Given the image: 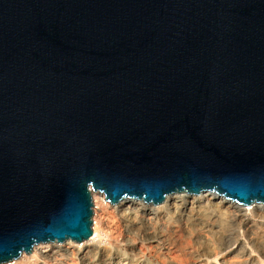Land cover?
Segmentation results:
<instances>
[{"label":"water","instance_id":"obj_1","mask_svg":"<svg viewBox=\"0 0 264 264\" xmlns=\"http://www.w3.org/2000/svg\"><path fill=\"white\" fill-rule=\"evenodd\" d=\"M93 191L264 203V0H0V264Z\"/></svg>","mask_w":264,"mask_h":264},{"label":"bare ground","instance_id":"obj_2","mask_svg":"<svg viewBox=\"0 0 264 264\" xmlns=\"http://www.w3.org/2000/svg\"><path fill=\"white\" fill-rule=\"evenodd\" d=\"M217 195L210 191L195 196L172 193L157 204H163L160 206L135 198H123L116 203L118 206H110L104 196L96 195L99 208L93 234L82 245L69 248L41 242L31 252H23L18 258L1 264H196L202 259L207 261L208 256L222 254L237 241L236 233H222L227 223L239 225L248 220V232L264 227V204L254 202L242 208L241 204L221 195L217 200ZM213 207L215 210L210 212ZM204 233L218 234L215 244L195 250L194 244L200 242ZM261 238L264 234L256 237ZM131 241L138 244L136 251L126 249ZM64 242L71 245L76 241ZM230 254L241 255L243 264H254L244 248Z\"/></svg>","mask_w":264,"mask_h":264},{"label":"rangeland","instance_id":"obj_3","mask_svg":"<svg viewBox=\"0 0 264 264\" xmlns=\"http://www.w3.org/2000/svg\"><path fill=\"white\" fill-rule=\"evenodd\" d=\"M91 193H92V202H93V207H92V209H93L92 220H93V223H94V224L92 223V226L91 227H92V231H93L94 230V225H95V216H96L97 210L99 208L98 203H97V199L98 198L95 199L96 198L95 196L98 195L99 198H101L104 195H102V193L100 194L99 192H95V191H93ZM185 194L188 195V193H185ZM209 194H211V193H209ZM189 196L191 197V195H189ZM104 198H105V196H104ZM216 198H217V200L218 199L220 200L219 195H217ZM128 200H130V199H128ZM132 200H134V199H132ZM105 202L108 203L110 206H118L119 205V204L113 205L109 201H107L106 199H105ZM139 202H142V201L139 200ZM262 204H264V203H262ZM160 205H163V204H160ZM160 205H157V206H160ZM248 206L250 207L252 205H248ZM248 206L241 205L242 208H247ZM207 210L208 209L204 210V212H209V211L210 212H213V210H215V208L213 207V209H209V211H207ZM94 212H95V214H94ZM225 221L228 222V219L226 218ZM225 221H224V223H225ZM247 222H248V220H244L239 225H237V224L236 225L235 224L233 225L232 223L231 224H228L227 223V226H225V228H223V230H221L222 233H228V232L229 233H232V232L236 233V237L238 236V238H236L237 241L230 247V249L228 248L226 251H224L223 252L224 254L222 253V254H220L218 256H215V254L214 255L212 254V255L208 256L207 261L202 259L201 262H197L196 264H243L244 263V258H242L240 254H239L240 256H237L236 254H230L233 251L235 252V251H238L239 249L242 250V248H244L245 249V252L248 253V257L250 259H252V263L254 262V264H264V238L256 239V237L260 236L261 234H264V227L263 228H259L260 230L256 228V230H253V231L250 230L248 232L247 226H246L247 225ZM228 225H231V226H228ZM203 235L204 236L200 240V242L199 243H196V245L194 244V248H196L195 250H197V248L198 249L200 248L199 250L201 251L203 249L209 248L210 245H214L215 244L214 243L215 242V239L217 238V235L218 234H216V233H212V234L211 233H208V235H206V233H204ZM205 236H207V237H205ZM208 236H209V238H208ZM212 240H213V242H212ZM253 241L254 242L256 241V243H254ZM67 242H60V243L53 242V243L54 244H57L58 246H62V247L67 246L69 248L70 247L71 248H75L78 245H82L85 241L82 242V243L73 242V243H70L71 245H68ZM210 242H212V243H210ZM254 244H255V247H254ZM137 247H138V244L136 242L131 241V242H129L127 244L126 249H128L129 252L130 251L132 252V251H136V248ZM144 259L145 258H143V260ZM152 260H153V258H152ZM125 264H132V263H130V262L129 263H126L125 262ZM135 264H138V263H135Z\"/></svg>","mask_w":264,"mask_h":264}]
</instances>
